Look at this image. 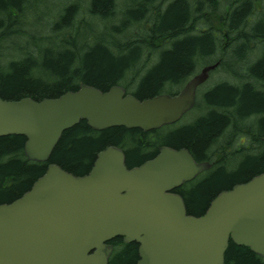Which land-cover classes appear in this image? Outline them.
<instances>
[{"label": "trees", "instance_id": "obj_1", "mask_svg": "<svg viewBox=\"0 0 264 264\" xmlns=\"http://www.w3.org/2000/svg\"><path fill=\"white\" fill-rule=\"evenodd\" d=\"M157 3L158 15L153 10ZM157 3L0 0L2 100L54 99L77 91L79 84L102 92L120 86L146 100L177 94L195 68L218 62L212 73L222 76L212 88L198 90L194 107L177 124L147 132L120 127L99 132L80 121L62 134L45 163L25 157V137H1L0 205L21 197L50 164L76 177L88 174L97 153L109 146L122 149L128 168L155 157L162 146L184 148L198 163H209L206 172L174 190L187 214L195 217L207 211L219 192L264 173L263 0ZM188 8L199 19L196 28L188 26L185 32ZM256 13L258 19L249 21ZM109 244L114 251L107 264L139 260L137 244H124L120 237ZM225 252L224 264H264L232 242Z\"/></svg>", "mask_w": 264, "mask_h": 264}, {"label": "water", "instance_id": "obj_2", "mask_svg": "<svg viewBox=\"0 0 264 264\" xmlns=\"http://www.w3.org/2000/svg\"><path fill=\"white\" fill-rule=\"evenodd\" d=\"M216 65L178 95L143 101L118 86L102 92L89 85L40 102L0 98V138L25 137V157L45 163L62 134L82 120L99 132L157 130L192 109L197 87ZM92 165L75 177L50 164L21 197L0 205V264H107L106 243L117 237L138 245L135 264H224L230 241L264 258V173L221 191L195 217L173 191L208 165L187 150L161 147L128 169L124 153L109 146Z\"/></svg>", "mask_w": 264, "mask_h": 264}, {"label": "bare ground", "instance_id": "obj_3", "mask_svg": "<svg viewBox=\"0 0 264 264\" xmlns=\"http://www.w3.org/2000/svg\"><path fill=\"white\" fill-rule=\"evenodd\" d=\"M41 1V0H40ZM42 1H44L45 3H47V0H42ZM191 4V2L189 3V5ZM142 6H143V4H141V5H136V6H133V8H132V10H136L137 8H142ZM153 10H154V12L155 13H157V15L158 14H160V12H162L161 11V9H160V7H159V3H157V4H155V6H154V8H153ZM187 19H186V23H187V26L185 27V32H187L188 31V29L190 28L191 30H193L194 29V27L196 28L197 27V21H198V13H196V11H194V9H187ZM150 18H151V16H150ZM194 25V26H193ZM188 26H190L189 28H188ZM191 38V37H194L193 35H188L187 36V38ZM181 40V39H180ZM163 44V42L161 41L159 44ZM225 43H228V39L225 41ZM154 52V51H153ZM205 61H207V60H205ZM208 66H210V65H205V66H202V68L201 69H203V68H205V67H208ZM210 73H212L213 72V70H211V71H209Z\"/></svg>", "mask_w": 264, "mask_h": 264}, {"label": "rangeland", "instance_id": "obj_4", "mask_svg": "<svg viewBox=\"0 0 264 264\" xmlns=\"http://www.w3.org/2000/svg\"><path fill=\"white\" fill-rule=\"evenodd\" d=\"M155 2L157 3V0H155ZM263 2H264V0H263ZM260 3V2H259ZM224 4H225V1H223V6H224ZM260 4H263V3H260ZM225 8H227V6H224ZM257 14V13H256ZM256 14H254L253 15V18L252 19H250L249 21H251V22H253V21H256V19H258V14L256 15ZM251 18V17H250ZM251 25V23H248L247 24V26H250ZM264 40V39H263ZM249 41H253V45H255V41H254V39L253 38H251ZM213 65V64H212ZM196 69V71H194L192 74H191V76H190V78L189 79H191V77H194V76H197V75H199L200 74V71L202 70L201 68H195ZM209 75V78H208V81H206L203 85H202V88H201V91L200 92H203V91H206V90H208L209 88H212L218 81H222V79H220L222 76H221V74L220 73H214V75H213V73L210 75V74H208ZM188 79V80H189ZM218 83H220V82H218ZM172 90H174L173 88H172ZM185 122H188L189 121V119H188V117L184 120Z\"/></svg>", "mask_w": 264, "mask_h": 264}]
</instances>
